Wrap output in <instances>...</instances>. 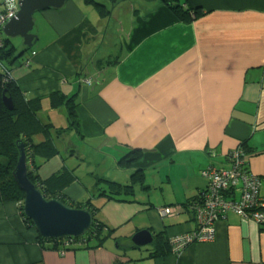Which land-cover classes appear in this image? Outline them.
Returning <instances> with one entry per match:
<instances>
[{"label": "crops", "instance_id": "0c3cea01", "mask_svg": "<svg viewBox=\"0 0 264 264\" xmlns=\"http://www.w3.org/2000/svg\"><path fill=\"white\" fill-rule=\"evenodd\" d=\"M95 1L116 11L109 2ZM189 2L202 12L190 23L160 2L132 6L113 23L86 0L41 12L44 34H35L39 51L11 74L23 94L42 99L39 119L57 129L51 114L64 109L51 108L50 95L77 94L80 134L70 130L76 136L68 133L64 155L58 146L62 137L55 136L60 154L42 164L38 174L46 180L63 166L74 170L76 181L63 190L66 200L92 199L101 208L98 218L124 241L60 253L39 243L18 204L0 203V264H264V227L233 212L216 223L214 241L179 254L150 257L153 241L150 247L132 243L142 230L153 239L194 230L195 217L185 207L208 186L201 171L227 168V155L241 143L252 150L247 169L262 178L264 198V0ZM113 33L120 60L96 69L88 58L108 60L98 51L101 38L107 45ZM85 79L91 84L80 82ZM134 150L142 151L136 165L149 189L136 187L128 202L97 199L95 190L106 184L94 183L95 178L129 183L130 173L117 165ZM93 153L108 165L107 174L83 176ZM90 177L91 183L85 181ZM167 206L182 210L162 217L160 210Z\"/></svg>", "mask_w": 264, "mask_h": 264}, {"label": "trees", "instance_id": "16d2710c", "mask_svg": "<svg viewBox=\"0 0 264 264\" xmlns=\"http://www.w3.org/2000/svg\"><path fill=\"white\" fill-rule=\"evenodd\" d=\"M86 2L97 10L102 19H108L111 16L112 9L97 3L95 0H86ZM157 2L163 4L180 21L185 23H190L202 15L200 9L190 6L189 0H158ZM121 3L123 2L118 1L112 6L116 8ZM27 50L25 47L18 55L21 56ZM16 53L17 49L11 41L8 38H3L2 45L0 46V203L12 202L18 204L25 222L33 226L32 222L23 213L24 192L20 190L13 177V171L19 159L18 143L22 142L25 146L27 156L28 178L43 196L47 200L56 199L70 207L87 209L92 213L93 224L91 228L85 235L75 240L82 242L86 248L101 247L109 239L117 240L114 236L115 230L108 227L97 217L101 208L95 206V203H92V199H88L85 203L75 204L66 200L63 190L76 181L77 176L74 174V170L63 166L60 171L46 180H42L39 176L38 171L41 165L60 154L55 146V136L62 137L63 134H66L70 130L75 131L78 135L80 134L79 120L76 112L78 106L76 103L77 94L67 96L61 92H54L50 95L51 108L56 109L62 107L66 113L68 121V127L66 129H57L52 124L43 123L38 116L42 108V99L29 98L25 93L23 94L17 82L12 77V69L8 67L13 65L18 59L19 56ZM117 56L115 58L110 55L106 61L100 58L92 59V65L96 69H101L105 66H114L121 57ZM4 96L12 99V110L5 107L3 102ZM38 136H42L43 140L38 141ZM240 147L246 157L252 152L247 142L241 143ZM141 154L142 151L134 150L118 161L117 166L122 167L123 171L130 173L128 184L98 179L99 182H105L107 189H101L96 198H105L106 201L128 202V197L134 196L136 187L148 190L149 188L145 184L146 177L144 170L136 165L140 160ZM200 195L186 205L185 208L191 213L192 203ZM173 208L175 209V215H178L179 210H182L179 207ZM39 243L43 247L46 245L51 246L54 250H58L59 246L63 244L59 240H48L40 236ZM153 243L155 245V252L150 254V257L167 256L172 253L169 239L162 233L154 236ZM117 262L115 264H118Z\"/></svg>", "mask_w": 264, "mask_h": 264}, {"label": "built area", "instance_id": "2783aa9c", "mask_svg": "<svg viewBox=\"0 0 264 264\" xmlns=\"http://www.w3.org/2000/svg\"><path fill=\"white\" fill-rule=\"evenodd\" d=\"M18 11V0H0V46L4 26L16 17ZM80 82L91 84V79ZM210 156H215V153L210 152ZM227 161V168L209 166L201 172L202 177L208 181V186L192 203L191 211L195 217L196 228L169 239L173 254H179L196 243L214 241L215 225L228 212L246 220L251 219L264 227V198L260 197L262 179L248 171L246 156L241 147L232 150L227 155ZM160 214L162 217L174 216L175 209L166 207L160 210ZM76 243L74 238L68 240L69 245Z\"/></svg>", "mask_w": 264, "mask_h": 264}, {"label": "water", "instance_id": "95a60500", "mask_svg": "<svg viewBox=\"0 0 264 264\" xmlns=\"http://www.w3.org/2000/svg\"><path fill=\"white\" fill-rule=\"evenodd\" d=\"M68 0H18L19 11L3 28L7 38H21L27 49H31L38 37L33 34L35 26L34 15L49 9H60ZM110 4L131 0H107ZM145 3H155L158 0H141ZM3 102L9 110L13 109L11 98L4 96ZM19 159L13 177L24 192L23 213L32 222L38 235L44 239H63L66 237H81L93 224L92 213L87 209L70 207L59 200H47L27 175V156L25 146L18 143ZM153 237L147 230L137 232L132 237V243L137 247L151 244Z\"/></svg>", "mask_w": 264, "mask_h": 264}, {"label": "rangeland", "instance_id": "374dc122", "mask_svg": "<svg viewBox=\"0 0 264 264\" xmlns=\"http://www.w3.org/2000/svg\"><path fill=\"white\" fill-rule=\"evenodd\" d=\"M100 1H102L103 3H106V4L108 3L107 0H100ZM142 3L143 2H141V0H131V1L123 2V3L119 4L116 7V9H115L116 11L113 12L112 15H111V18L113 17L112 23H113V21H116L119 17L122 19V17H123L122 14L124 13V11L131 10L132 6L142 5ZM120 13H122V14L119 15ZM34 21H35V26H34V29L32 31L33 34H36V32H38L40 35H43L44 34V31H43L44 25H43V21H42L41 12H36L35 13V15H34ZM3 38L6 39L7 36L5 34H3ZM8 39L11 41V43L17 49V53H16L17 55L25 48V45L23 44V40L21 38L18 37V38H8ZM111 39L112 40L110 42H108L107 45H105V43L107 42V39L105 38V40H104V39L101 38V44L100 45L102 46V49H101V51H98L99 57H102V56L105 55L108 58L109 55L111 54L112 57H115L116 58V56L118 55V45L115 42V40L117 39V35L115 33L111 34ZM38 43H39V41H37L31 49H28L22 56H20V58H18L13 65H10L8 67L13 70V68L18 67V66L24 64L30 58L31 52L33 50L39 51V45H38ZM102 44H104V45H102ZM91 53H92V51H91ZM93 57L94 56L88 58L89 62H91V60H92ZM61 110L59 109L58 111H56V112H54L52 114L50 113L51 114V122L54 123L56 125V127H58L59 129H62V128L66 129L68 127L67 116H66L65 111L62 110V113L64 115V118H62V113L60 112ZM44 111L45 110H43L41 112L40 116H41V118L43 120H46V117H45L46 114H45ZM54 133H56V132H54ZM68 133L69 134H72V137H73V135L76 136V134L74 132H71L70 133V131H67L66 134H63V135H65L64 136L65 138L62 135V138L59 141L60 143H58L59 144L58 146L60 148V152H61L62 155H64V144L70 139ZM56 135H58V134H56ZM87 149H88L87 147H84V150H87ZM100 159H102L100 155H98L96 153H93L91 155V157H90L89 162L86 163V165H83V167L86 168V170L83 169V176L86 173H91V174H95L96 173V174H102V175L103 174H107V172L109 170L108 169V165H103L100 162ZM175 165H178V164H175ZM246 167H247V162H246ZM120 173L123 174L122 172H120ZM83 176H82V178H83ZM97 178L100 179L101 177H97ZM97 178H95L94 183L104 184V182H99V180ZM85 181L91 183V177L90 178H85ZM262 182H263V180H262ZM102 187H104V186H102ZM103 189H105V188H103ZM100 190L101 189L99 187H97V189L95 190L96 191V195L99 194ZM260 197H261V195H260ZM97 217H98V215H97ZM116 235L118 237L117 238V242L119 243V241H120V243H122V241H124V240L120 239L121 237H119V233H117ZM72 238L77 239V238H80V237H66V238H63V239H56V240H59L61 243H63L58 248V251L60 253H64L67 249H69L71 247H74V246H83V247H85L83 245V243L82 242H79V241H76L77 242L76 245H74V244L73 245H69L68 244V240H70ZM50 240H52V239H50ZM107 241H109V243H113V245L116 247V241H115V239H109ZM150 246L151 245L149 244V245H146L144 247H150Z\"/></svg>", "mask_w": 264, "mask_h": 264}, {"label": "bare ground", "instance_id": "6f19581e", "mask_svg": "<svg viewBox=\"0 0 264 264\" xmlns=\"http://www.w3.org/2000/svg\"><path fill=\"white\" fill-rule=\"evenodd\" d=\"M33 53H34V52H33ZM33 53H32V54H33ZM34 55H35V54H34Z\"/></svg>", "mask_w": 264, "mask_h": 264}, {"label": "clouds", "instance_id": "9594fccd", "mask_svg": "<svg viewBox=\"0 0 264 264\" xmlns=\"http://www.w3.org/2000/svg\"><path fill=\"white\" fill-rule=\"evenodd\" d=\"M4 34V33H3Z\"/></svg>", "mask_w": 264, "mask_h": 264}, {"label": "flooded vegetation", "instance_id": "af4514ba", "mask_svg": "<svg viewBox=\"0 0 264 264\" xmlns=\"http://www.w3.org/2000/svg\"><path fill=\"white\" fill-rule=\"evenodd\" d=\"M114 5V4H113Z\"/></svg>", "mask_w": 264, "mask_h": 264}]
</instances>
